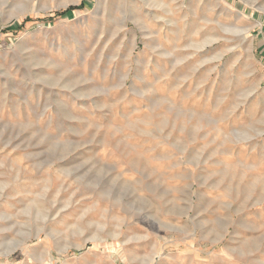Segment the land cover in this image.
<instances>
[{"label": "rangeland", "instance_id": "rangeland-1", "mask_svg": "<svg viewBox=\"0 0 264 264\" xmlns=\"http://www.w3.org/2000/svg\"><path fill=\"white\" fill-rule=\"evenodd\" d=\"M0 264H264V0H0Z\"/></svg>", "mask_w": 264, "mask_h": 264}, {"label": "trees", "instance_id": "trees-1", "mask_svg": "<svg viewBox=\"0 0 264 264\" xmlns=\"http://www.w3.org/2000/svg\"><path fill=\"white\" fill-rule=\"evenodd\" d=\"M73 9H70L67 13L69 14ZM28 21V20H27Z\"/></svg>", "mask_w": 264, "mask_h": 264}]
</instances>
